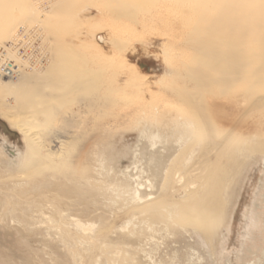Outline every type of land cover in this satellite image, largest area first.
Returning <instances> with one entry per match:
<instances>
[{"label": "bare ground", "instance_id": "6f19581e", "mask_svg": "<svg viewBox=\"0 0 264 264\" xmlns=\"http://www.w3.org/2000/svg\"><path fill=\"white\" fill-rule=\"evenodd\" d=\"M78 1L0 0V93L5 92L13 100L11 104L0 98V112L23 110L33 119L26 124L30 128H41L32 137L27 135L29 129H20L25 151L16 173L26 179L41 176L44 169L57 170L59 163L62 164L42 148L50 145L53 126L57 120L61 121L58 113L65 103L63 96L70 88L84 91L90 88L85 82L74 80L76 75H84L90 70L76 73L75 69L69 68L71 56L65 53L56 37L58 33H74L73 29L83 22L77 20L75 5ZM102 1L110 3L112 10L120 16L133 19L136 23L137 12H141L144 21L152 20L159 0H99L100 3ZM160 2L162 7H172L173 11L181 7L197 16L190 36L194 49L192 64L185 68L189 83H184L183 92L163 85L174 90L178 96L172 109L160 111V106L156 104L146 107L144 102L139 101L134 106L130 104L131 100L123 99L121 108L126 111L123 114H97L96 118L105 121L101 130L95 131L92 136L90 147L93 150L88 151L91 159L85 157L82 150L77 156L75 173L80 171L79 178H89L88 173L95 166L108 170L115 180L114 170L119 169L123 182L113 187L128 192V198L121 201L119 209L144 218L148 216L158 224H165L175 213L178 222L197 229L205 241L211 243L227 216L235 183L240 181L252 160L264 157V0ZM143 5L148 8L143 9ZM49 35L58 42L53 47L51 62ZM100 37L105 40L103 34ZM96 38L97 35H94ZM108 42L116 48L127 47L129 43L117 35H113ZM152 45L156 47V44ZM162 49L165 57L168 56L167 50ZM167 75L171 72H165L163 77ZM117 93L107 87L94 99L103 103L105 108H115L117 99H113V94ZM94 99L91 96L83 103H96V106L98 104ZM77 102L81 103L80 99ZM39 114L44 115L42 120L37 119ZM132 118H135L132 130L136 133L124 136L117 150L106 151L101 136L107 133L111 141L110 127L128 123ZM11 123L14 126L18 124ZM21 126L18 125L19 128ZM58 139L59 136H55L53 142ZM57 142L61 143L59 155L70 154V147H66L69 142ZM84 149L87 152L89 146L85 145ZM6 156L12 159L14 152L9 151ZM12 176L14 174H9L8 178ZM2 178L0 189L11 188ZM69 181L74 185L78 178L74 176ZM46 184L39 181L32 187L20 185L17 190L12 186L11 196L15 197L11 201L9 196L7 203H10L11 209L18 206L23 212L42 214L44 203L40 198H43L45 204L50 203L47 205L51 209L48 221L54 223L55 227H51L56 228L60 238H66L64 224L71 222L80 233L74 243L81 244L83 239L89 241L94 224L65 215L73 202L69 198L67 202L58 192L44 196L47 192L43 194L42 188ZM53 187L52 190H59L58 183ZM102 189L111 191L112 187L107 184ZM252 191L251 186L245 197L247 215L254 198ZM27 192L35 199L22 200L27 197ZM87 210L84 208L82 212L91 214L92 210ZM86 232L89 234L84 236ZM237 235L240 236V231Z\"/></svg>", "mask_w": 264, "mask_h": 264}, {"label": "rangeland", "instance_id": "374dc122", "mask_svg": "<svg viewBox=\"0 0 264 264\" xmlns=\"http://www.w3.org/2000/svg\"><path fill=\"white\" fill-rule=\"evenodd\" d=\"M160 1L156 2L158 6L152 14V20L144 21L141 19V12H137L139 14L135 23L133 19L113 11L106 1L100 3L99 0H79L75 10L77 20L83 22L73 29L74 33L63 32L56 35L65 53L71 56L72 64L67 67L75 69L76 73L83 72L84 69L90 70L84 75H76L77 78L74 79L75 82H85L90 88L85 91L70 88L72 90L69 89L70 92L63 96L65 103L58 113L61 121L57 120L53 126L50 145L42 148L45 153L62 161L57 170L44 169L41 176H32L30 179L16 173L25 151L20 129H29L27 135L32 137L41 128H30L26 123L33 119L30 114L23 113V110L0 112V177H3L2 181L6 185H11L9 189H0V201L3 204L0 206V264H264V157L252 160L242 173L240 181L235 183L227 216L225 215L211 243L206 242L197 229L178 222L175 213L169 216L165 224H158L148 219V216L144 218L119 209L121 201L128 198L126 189L113 187L123 182L118 174L119 169L114 170L115 180L108 170L95 166L89 171V178H79L80 171L75 173L77 156H80L82 150L84 156L91 159L89 152L93 150L90 147L92 136L95 131L101 130L105 121L96 118L97 114H123L126 112L121 108L123 99L131 100L130 104L134 106L139 101L144 102L146 107L156 104L160 106V111L164 108L172 109L178 96L174 90L163 85L183 92L184 83H189L185 68L192 64L194 49L190 36L197 16L181 7L174 11L172 7H162L159 5ZM109 7L111 8L108 9ZM142 7L148 8L146 5ZM96 26L98 28L93 30ZM100 34H103L105 40H102ZM94 35H97L96 40ZM113 35L127 40V47L116 48L109 43L108 40H112ZM49 39L51 62L53 47L58 42L50 35ZM78 40L81 41L80 45ZM152 44H156V47ZM163 47L169 53L166 57ZM38 55L37 50L36 56ZM168 71L171 75L163 77ZM107 87L118 92L113 94V99H117L115 108H105L103 103L94 99ZM91 96L98 105L83 103ZM2 97L4 101H13L5 92L0 93V98ZM43 116L39 114L37 119L42 120ZM12 120L18 123L17 126L11 123ZM134 124L135 118H132L128 123L110 127L112 140L108 139L107 133L101 136L105 150L113 152L120 148L124 136L136 133L132 130ZM18 125L22 126L19 128ZM53 136L69 142L66 147H70V154L59 155L61 143L58 140L53 142ZM85 145L87 148L89 146L87 152H84ZM9 151L14 152L12 159L6 156ZM9 174H14V177L8 178ZM74 176L78 181L73 185L69 179ZM39 181L48 183L46 189L42 188L43 194L48 193L44 196L58 192L67 202H73V207L70 206L68 214L64 212L65 215L94 224L91 234L84 233V236H91L89 241L83 239L81 244L74 243L80 233L71 222L64 224L66 238H60L56 228H53L54 223L48 221L51 209L47 205L50 203L45 204L43 198H40L45 204L42 214L23 212L18 206L11 209L7 200L9 196L11 201L14 200L15 196H11L12 186L17 190L20 185L32 187L39 184ZM57 183L59 190H52ZM107 184L112 187L111 191L101 190ZM251 186L254 198L247 215L245 197ZM31 197L30 192H27V197L24 196L22 200ZM84 208L86 211L92 210L94 214L91 211V214H84ZM239 231L240 236L237 235Z\"/></svg>", "mask_w": 264, "mask_h": 264}]
</instances>
